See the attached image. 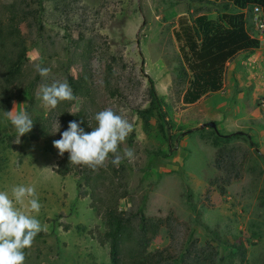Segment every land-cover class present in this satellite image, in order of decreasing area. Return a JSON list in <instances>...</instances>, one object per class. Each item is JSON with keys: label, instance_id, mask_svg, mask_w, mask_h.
<instances>
[{"label": "rangeland", "instance_id": "obj_1", "mask_svg": "<svg viewBox=\"0 0 264 264\" xmlns=\"http://www.w3.org/2000/svg\"><path fill=\"white\" fill-rule=\"evenodd\" d=\"M25 1L39 11L43 28L39 34L37 26L19 24L27 39L28 60L32 65L41 60L43 67L51 69L46 80L40 77L32 115L48 117L52 123V136L31 141L26 136L18 138L0 113V191H10L15 185L33 186L42 205L37 218L47 225L43 236L25 250V264H110L108 245L99 242L102 220L89 207V199L79 195L81 165H75V171L65 177L56 172L62 156L53 141L62 133L57 109L64 106L70 114L84 110L90 129L96 124L95 113L105 108L134 125L120 145L121 152L131 148L134 158L114 166L116 173L108 168L110 159L95 168L104 178L100 185L108 186L111 180L122 184L126 196L119 201L120 209L140 208L154 220L171 218L172 228L179 230V242L186 238L210 241L211 232L230 244L242 242L245 259L233 264H264V40L254 53H239L228 61L220 94L188 106L182 103V94L190 76L184 72L182 44L175 33L181 21L191 25L199 15L216 19L224 13L222 2ZM229 12L236 11L230 7ZM79 39L81 46H76ZM83 45L88 50L85 59L78 56ZM84 64L90 73L89 92L74 95V100L62 101L54 109L46 108L39 86L53 80L77 81ZM110 64L113 75L107 87L104 80ZM152 90L161 101L165 123L155 114L145 131L138 111L148 107ZM13 101L17 111L29 103L17 96ZM12 109L13 102L9 111ZM210 116L217 120V132L243 134L226 144L235 153L241 176L225 186L224 193L219 189L221 172L214 165L218 149L212 144V129L201 128L213 121L208 120ZM160 124L170 148L158 131ZM248 135L257 153L249 145ZM49 167L53 171L44 170ZM168 233L167 225L163 226L150 239L149 249L166 247ZM219 251L225 254L222 248Z\"/></svg>", "mask_w": 264, "mask_h": 264}, {"label": "trees", "instance_id": "obj_2", "mask_svg": "<svg viewBox=\"0 0 264 264\" xmlns=\"http://www.w3.org/2000/svg\"><path fill=\"white\" fill-rule=\"evenodd\" d=\"M222 2L224 13L216 19H209L206 15L196 17L191 25L181 21L176 39L182 44L184 72L189 73L187 87L182 94V103L192 105L202 97L218 92L223 87L226 64L238 53H254L260 47V41L252 35L248 15L244 10H251L253 5L260 6L264 11V0H212ZM39 2V1H38ZM32 2L25 0H12L10 3L0 2V113L9 111L13 100L17 96L29 103L26 110L33 120L31 132L25 134L31 141L48 139L52 136V123L48 117L32 115V106L35 90L40 81L35 65L30 64L27 56V39L22 35L19 24L26 22L28 28L37 26L39 34L42 25L39 21L37 9L32 8ZM230 7L236 12H229ZM82 39L75 45L81 46ZM87 46L79 53V58L85 59ZM80 48V47H79ZM42 61L39 60L38 64ZM112 65L106 67L104 83L111 86ZM75 96H84L90 90V73L86 65L82 67L79 80L68 79ZM152 100L147 108L138 111V117L148 131L150 119L155 114L165 123V113L161 101L154 90L151 91ZM58 110L61 131L67 130L70 121H76L85 132H91L84 110L70 114L66 107ZM82 121V122H81ZM158 131L165 138L170 148V140L164 133L163 126L158 125ZM212 144L218 149L214 159L215 167L221 172V193L225 186L240 178V168L233 151L226 149L232 139H237L240 132L221 134L212 129ZM249 145L258 149L248 136ZM111 155V154H110ZM166 155V153H165ZM263 158V155H260ZM113 173L116 169L109 160V167ZM75 165L69 161V154L65 153L57 166V174L61 177L70 175L75 171ZM78 177L83 183L78 185L79 195L89 199V207L101 218L104 231L99 237L100 244L108 245L110 264H233L234 260L244 261L246 247L242 242L230 244L222 240L217 233L211 232V240L200 242L197 239L186 238L179 242V230L172 228L171 218L153 219L147 217L143 210H122L119 201L125 198L126 191L122 184L111 180L108 186L100 185L103 175L95 169L81 165ZM75 174V173H74ZM104 179V178H103ZM168 227L169 243L162 249L150 250V239L159 235L163 226ZM39 233L37 237H42ZM179 237V236H178ZM225 252L221 255L219 249ZM226 251L228 253H226Z\"/></svg>", "mask_w": 264, "mask_h": 264}, {"label": "clouds", "instance_id": "obj_3", "mask_svg": "<svg viewBox=\"0 0 264 264\" xmlns=\"http://www.w3.org/2000/svg\"><path fill=\"white\" fill-rule=\"evenodd\" d=\"M35 71L46 80L51 69L36 64ZM39 93L43 105L51 109L62 101L76 98L67 80L44 82L39 86ZM16 108L13 101V109L4 111V116L20 138L31 132L33 120L26 109L17 111ZM93 119L96 124L95 127L90 126L91 132H85L76 121L68 123L60 139L53 141V147L60 156L68 153L71 164L93 169L103 167L109 159L113 166L119 167L125 158H134L131 148L120 151V145L126 142L134 129L125 116L105 108L95 113ZM44 170L53 171L51 167ZM41 207L33 186L15 185L10 191H0V264H25V250L31 248L39 233L47 230V225H42L37 218Z\"/></svg>", "mask_w": 264, "mask_h": 264}, {"label": "built area", "instance_id": "obj_4", "mask_svg": "<svg viewBox=\"0 0 264 264\" xmlns=\"http://www.w3.org/2000/svg\"><path fill=\"white\" fill-rule=\"evenodd\" d=\"M244 14L248 15L249 23L252 29V35L260 42L264 40V11L258 5H253L251 10H244Z\"/></svg>", "mask_w": 264, "mask_h": 264}, {"label": "crops", "instance_id": "obj_5", "mask_svg": "<svg viewBox=\"0 0 264 264\" xmlns=\"http://www.w3.org/2000/svg\"><path fill=\"white\" fill-rule=\"evenodd\" d=\"M259 49V48H258ZM240 53H243V52H240ZM239 54V53H238ZM237 54V55H238ZM227 64H228V62H227ZM226 64V65H227ZM225 70H226V68H225ZM224 80H225V74H224ZM224 80H223V87L225 86L224 85ZM223 87H222V89L220 90V91H218V92H214V93H211V94H208V95H206V96H204V97H202L199 101H197L196 103H194V104H192V106H195V105H197V104H199L202 100H204L207 96H209V95H216V94H220V92L223 90ZM188 106H191V105H188ZM216 106H217V108H218V106H220V104H216ZM212 116H210V118H208V120H213L212 122H214L215 124H217L216 122H217V120H215V119H213V118H211ZM210 122V121H209ZM205 123H207V122H205ZM204 124V123H203ZM202 125V124H201ZM218 125V124H217ZM217 128V127H216Z\"/></svg>", "mask_w": 264, "mask_h": 264}, {"label": "water", "instance_id": "obj_6", "mask_svg": "<svg viewBox=\"0 0 264 264\" xmlns=\"http://www.w3.org/2000/svg\"><path fill=\"white\" fill-rule=\"evenodd\" d=\"M203 127H210V128L213 129L215 132H217L216 124H215L214 122H212V121L202 124V125H201V128H203Z\"/></svg>", "mask_w": 264, "mask_h": 264}]
</instances>
